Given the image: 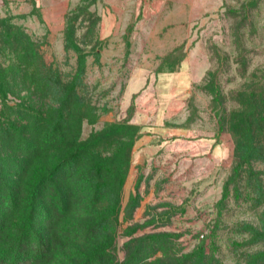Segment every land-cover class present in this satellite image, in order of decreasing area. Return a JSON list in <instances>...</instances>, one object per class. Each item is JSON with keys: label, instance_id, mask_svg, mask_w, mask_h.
Masks as SVG:
<instances>
[{"label": "rangeland", "instance_id": "374dc122", "mask_svg": "<svg viewBox=\"0 0 264 264\" xmlns=\"http://www.w3.org/2000/svg\"><path fill=\"white\" fill-rule=\"evenodd\" d=\"M98 4L52 31L0 0V213L36 214L0 264H264V146L234 131L264 106V0H123L113 30Z\"/></svg>", "mask_w": 264, "mask_h": 264}, {"label": "trees", "instance_id": "16d2710c", "mask_svg": "<svg viewBox=\"0 0 264 264\" xmlns=\"http://www.w3.org/2000/svg\"><path fill=\"white\" fill-rule=\"evenodd\" d=\"M264 103V98H263ZM251 112H243L236 115L235 119H237V124L235 128V133H238V137L241 138L239 141L242 143L247 142V147L250 150L254 148H258L260 143L263 142L264 146V117H259V113H264V106L255 107L254 109L251 108ZM244 136L246 139L244 140ZM246 145V143H245ZM46 182L48 179L45 180V177L40 178L39 181H36V184L31 185L29 187L31 190L29 191V195L26 198L27 202L34 203L35 200L43 197L38 196L45 190ZM12 194H9V199L12 202L10 210L12 211V206L16 208L18 206V200L20 199L18 196V192L13 190L12 188L8 187ZM36 192V193H35ZM2 192L0 189V196ZM36 196V199H33ZM39 197V198H38ZM13 214V212H12ZM36 214H35V206L29 210V213L26 215L24 220L18 222L16 225H13L12 222L6 217L4 213H0V236L3 234L6 229H9V233L13 236V243L14 241L17 245L14 249H18L21 251V248L27 244L31 238L36 237ZM1 240V239H0ZM10 251L12 250V242L10 240L4 241V244Z\"/></svg>", "mask_w": 264, "mask_h": 264}, {"label": "crops", "instance_id": "0c3cea01", "mask_svg": "<svg viewBox=\"0 0 264 264\" xmlns=\"http://www.w3.org/2000/svg\"><path fill=\"white\" fill-rule=\"evenodd\" d=\"M27 0H24V2ZM39 8L42 22L48 25L52 31H59L64 25L65 9L69 6L75 5L82 0H34ZM98 7L101 9L99 12L105 17L103 28L105 30L115 29L112 23V16L116 14L123 15V0H99ZM123 30V23L117 27Z\"/></svg>", "mask_w": 264, "mask_h": 264}]
</instances>
